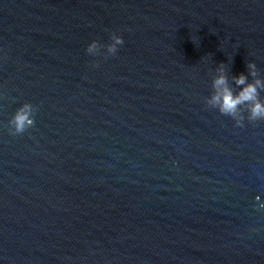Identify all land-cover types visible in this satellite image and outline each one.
Masks as SVG:
<instances>
[{
    "label": "water",
    "instance_id": "water-1",
    "mask_svg": "<svg viewBox=\"0 0 264 264\" xmlns=\"http://www.w3.org/2000/svg\"><path fill=\"white\" fill-rule=\"evenodd\" d=\"M247 63L264 0H0V264H264V121L206 105Z\"/></svg>",
    "mask_w": 264,
    "mask_h": 264
},
{
    "label": "clouds",
    "instance_id": "clouds-1",
    "mask_svg": "<svg viewBox=\"0 0 264 264\" xmlns=\"http://www.w3.org/2000/svg\"><path fill=\"white\" fill-rule=\"evenodd\" d=\"M111 43L107 45V55H115L118 47L124 44L122 37L112 34ZM104 46L97 41L91 42L86 51L89 55H98ZM248 76L243 73L233 76L232 80L238 91H233L229 86L228 76L225 72L224 64L217 68V75L212 81V94L206 100V105L217 110L221 115L232 118L238 127H243L247 112L249 122L264 121V101L260 99V92L264 91V81L259 78V72L255 63H247ZM252 77L249 82L248 77ZM36 109L29 103L23 104L17 109L13 117L9 120V134L19 135L26 132L35 125ZM259 199V197H257Z\"/></svg>",
    "mask_w": 264,
    "mask_h": 264
}]
</instances>
